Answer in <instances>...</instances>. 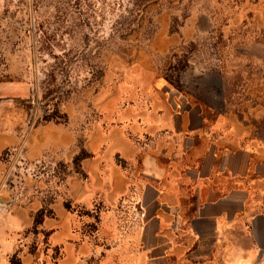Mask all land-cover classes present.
<instances>
[{
	"label": "rangeland",
	"instance_id": "obj_1",
	"mask_svg": "<svg viewBox=\"0 0 264 264\" xmlns=\"http://www.w3.org/2000/svg\"><path fill=\"white\" fill-rule=\"evenodd\" d=\"M164 106L228 112L264 138V0H0V134L15 140L0 153V264H103L102 250L108 264H138L119 248L145 217L138 180L122 212L75 203L70 180L86 158L113 171L124 136L143 168L162 138L121 123ZM2 188L31 205V225L7 226L17 216Z\"/></svg>",
	"mask_w": 264,
	"mask_h": 264
},
{
	"label": "crops",
	"instance_id": "obj_2",
	"mask_svg": "<svg viewBox=\"0 0 264 264\" xmlns=\"http://www.w3.org/2000/svg\"><path fill=\"white\" fill-rule=\"evenodd\" d=\"M211 111L213 121L204 108L180 115L168 106L149 107L136 123H121L136 134L162 138L161 146L148 150L143 168L136 171L138 148L124 136L114 146L121 162L113 171L101 170L106 160L98 156L83 160L85 177H71L69 197L75 203L109 204L121 212V198L138 180V208L145 217L138 218L129 246L119 247L138 264H264V138L245 132L230 113ZM14 143L10 133L0 134V153ZM2 189L7 210L17 216L14 222L5 219L7 226L31 225V205H15L11 189ZM53 210L55 218L68 211L62 200ZM105 251L101 257L108 264L111 252Z\"/></svg>",
	"mask_w": 264,
	"mask_h": 264
},
{
	"label": "trees",
	"instance_id": "obj_3",
	"mask_svg": "<svg viewBox=\"0 0 264 264\" xmlns=\"http://www.w3.org/2000/svg\"><path fill=\"white\" fill-rule=\"evenodd\" d=\"M57 90V89H56ZM56 90H53V92H55ZM57 98H58V96H57ZM57 113H59L58 111H54L53 113H51V114H47L46 116H45V119L46 120H57ZM58 121V120H57ZM83 157H85V156H83ZM77 159H79V158H77ZM46 216V214H45V211H44V209H40L38 212H37V215H36V217H35V224L36 225H38V224H40V223H42L43 222V220H44V217Z\"/></svg>",
	"mask_w": 264,
	"mask_h": 264
},
{
	"label": "water",
	"instance_id": "obj_4",
	"mask_svg": "<svg viewBox=\"0 0 264 264\" xmlns=\"http://www.w3.org/2000/svg\"><path fill=\"white\" fill-rule=\"evenodd\" d=\"M3 206H4V205L2 204L0 208H3Z\"/></svg>",
	"mask_w": 264,
	"mask_h": 264
}]
</instances>
